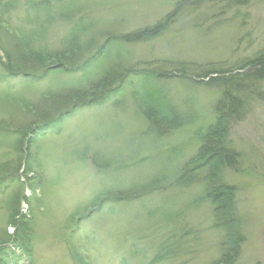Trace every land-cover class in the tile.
Segmentation results:
<instances>
[{"label": "rangeland", "instance_id": "374dc122", "mask_svg": "<svg viewBox=\"0 0 264 264\" xmlns=\"http://www.w3.org/2000/svg\"><path fill=\"white\" fill-rule=\"evenodd\" d=\"M177 3L182 9L166 32L120 48L125 60L232 66L264 49V0L230 6L225 0H0V264H212L220 258L223 235L213 225L205 182L174 181L214 120L219 90L149 79L127 84L103 103L63 110L47 97L98 77L105 61L71 73L38 64L46 58L37 50L57 52L76 30L80 41L128 32L153 24ZM34 56L40 61H31ZM260 89L229 133L239 160L223 175L241 235L231 264H264V81ZM157 98L191 109L195 120L155 135L137 104ZM151 178L163 186L123 196ZM22 223L29 227L23 237Z\"/></svg>", "mask_w": 264, "mask_h": 264}, {"label": "trees", "instance_id": "16d2710c", "mask_svg": "<svg viewBox=\"0 0 264 264\" xmlns=\"http://www.w3.org/2000/svg\"><path fill=\"white\" fill-rule=\"evenodd\" d=\"M225 1L230 6L231 3L244 4L247 0ZM182 6L177 3L172 11L153 24L124 33H112L102 37V33L98 32L99 34L90 37L87 41H80L81 37L76 30L64 38L57 52L42 53L45 51L37 50L39 53L37 56L45 57L46 61H40L36 56L31 61L38 60L40 61L37 62L38 64L44 63L46 66L61 67L70 73L83 71L97 61H105V66L98 77L86 81L81 86L47 97L50 104L62 105L61 109L63 110L69 106L73 108L81 105L88 107L103 103L109 96L122 91L127 84L149 79L154 82L176 79L188 85L215 87L219 90V95L211 106L214 120L206 127L199 148L180 168L174 181L181 185L199 179L205 182L204 194L212 204L213 225L223 235L220 242L221 256L212 264H231L241 242L240 218L236 214L232 188L225 181L223 170L224 168H234L239 160V153L231 144L229 133L233 123L241 120L248 111L252 100L260 94V85L264 81V49L255 54L253 58H245L242 62L232 66L172 60L131 63L125 60L120 49L123 45L145 42L163 34L176 20L175 17L180 14ZM98 38L104 41L100 45L98 44L99 46L94 52L92 50ZM86 52L89 55L88 60V57H84ZM5 69L12 72V64L6 65ZM137 108L157 136L191 124L196 117L195 112L191 109L178 110L163 98L152 100L151 103L140 102L137 104ZM35 109L39 118L45 119V113L39 112L38 108ZM159 180L151 178L147 183L134 184L125 190L123 196L134 197L136 194L158 189L163 186L160 185ZM116 193L118 194V192ZM21 227L23 237V233H27L29 227L26 223H22Z\"/></svg>", "mask_w": 264, "mask_h": 264}]
</instances>
